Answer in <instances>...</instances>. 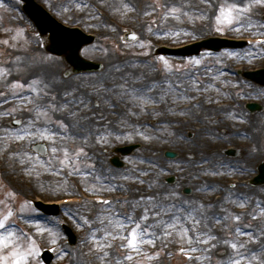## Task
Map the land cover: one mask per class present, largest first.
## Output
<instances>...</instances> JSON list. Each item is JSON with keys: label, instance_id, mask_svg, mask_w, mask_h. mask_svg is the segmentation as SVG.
Returning a JSON list of instances; mask_svg holds the SVG:
<instances>
[{"label": "rangeland", "instance_id": "374dc122", "mask_svg": "<svg viewBox=\"0 0 264 264\" xmlns=\"http://www.w3.org/2000/svg\"><path fill=\"white\" fill-rule=\"evenodd\" d=\"M38 1L60 21L70 25H79L86 31L96 33L97 40L83 49V55L89 59L104 62L105 68L101 71L81 72L65 77L64 73L69 68L67 62L63 56L52 55L44 50L43 41L37 28L23 12L22 2L19 0H0V93H4L6 97V102H4V97H0V167L2 168L0 200L12 204L13 212L16 214L14 215L16 224L27 233V239L35 242V255L30 256L27 264H44L41 259H38V248L42 252L47 247L53 248L57 255L55 264H103L97 258L92 242L87 238L89 226L81 227V222L76 219L77 215L93 220L102 207L98 203L101 196L104 199H117L122 202L123 199H136L141 195H152L159 191L158 188L152 186L153 181L157 179L161 184H166L169 187L179 184L182 193L183 188L190 186L194 191L192 194H184L185 196H191L194 199L202 198V201L219 204L228 209L232 216L240 215L241 219L240 221L234 219L221 220L218 223L209 220L206 225L202 222L201 228L198 230L206 231L208 235L216 237L215 240L209 241V245L214 244L215 247L205 251L209 246H201L199 251L191 253L192 256L203 257L195 261L189 259L186 252L190 247L196 245H189L186 239L182 240L178 232H173L172 236H163L160 231H157L155 245H146L139 254H133L132 260L128 261H125L123 257L129 250L121 248L119 240L115 241L113 248L109 250L113 258L112 264H116V261H119L120 264H224L233 252L230 244H225L224 241L233 239L232 234L236 227H242L245 232L249 230V225L257 229L264 228V213L253 219L256 212L264 208V185H249L246 180L256 169V161L252 158H248L250 161L245 164L243 171L238 170L235 173H230L227 169H222L223 175L183 179L181 178L183 172L177 171L171 163L174 159L178 160L179 158L168 159L164 155V151L171 148L181 152V147L177 146L179 144L177 141L172 142L166 133L158 132L153 126L151 129H146L145 132L146 135L152 134L158 137L152 140H145L136 135L135 132L125 130L123 129L124 126H120L122 118L126 119L127 123L129 119L131 122L132 118H134L135 123H147L150 113L131 118L121 116L115 120L113 118L117 115L114 114L112 108L105 104L103 114L109 122L108 126L115 132V136H108L109 142L106 144L97 143L96 139L85 144L80 137H76L70 140L67 145L70 150L84 147L85 152L94 161V158H106L105 175L103 172L101 173L107 177L104 185L111 187L112 190L94 192L92 187L100 188L101 185L97 184L92 176L77 174L68 167L59 169L57 161H53L50 166L45 167L50 153L47 157L39 156V160L44 161V163L36 162L29 141L27 139L19 141L11 136H6L5 130L23 128L27 126L30 119L34 118L35 111H29V109H34V104L22 103V99L31 97L32 100H37L36 94L27 87L36 78L35 75L43 74L48 82H45L43 76L40 79H43L45 83H51L50 79L56 81L52 83L51 90L54 92L57 101L61 100L60 92L69 82L79 87L77 95L84 93L85 96L95 101L97 99L95 94H91V90L82 87V85L91 83L94 77L98 78L101 75L111 73L113 65H121L122 62H127L129 65H135V67L121 69L122 71L145 73L147 79L138 81V83H147L148 79L162 81L169 77L175 80L173 78L176 74L178 78L182 76L185 79L183 86L188 89L187 94L189 96L198 97L202 91H207L209 93L208 101L213 98L220 101L230 99L231 106L234 107L233 116L223 122L222 116L225 112L219 111L220 113L214 121H217L216 124L222 127L223 125L229 127L234 133L226 136L224 130H228V132L230 130L226 127L220 128L219 132L223 131L221 133L225 136L224 139L216 140L220 145L219 149H223L229 143H236L241 146L244 144L247 148L252 145L260 147L264 143V109L251 112L245 107V104L251 100L261 101L264 104V85L255 84L239 76L238 71L264 67V43L257 45L254 41L255 37L264 35V6L253 5L249 14L254 25L253 28H242L238 31L234 28H227L224 32H219L215 20L219 6L227 7L232 3L240 2V0H104L103 3L101 0ZM124 4H130L134 9V11L127 12V18L122 16V13L126 11L123 8ZM173 8L178 9L175 14L171 11ZM129 30L138 35L133 41H127L124 38V33ZM215 34L250 37L252 43L243 49L225 48L229 51H235L238 54L236 56L223 55L225 49L212 52L214 55L211 57L207 55L208 52H211L208 50H203L199 55L185 58L155 54V48L160 44L177 45ZM146 41H150V44L142 46ZM158 57H163L168 61L172 69L171 72L164 67L163 61L157 59ZM192 58L200 59L201 64L193 65L190 62ZM35 67L38 68L37 71L32 70ZM4 69L8 71L5 73ZM210 76H213L215 83L221 84H214V91L212 88L204 87L205 84H208L206 82ZM193 77L198 78V82H195ZM14 81L28 83L24 86L27 90L23 87L10 88L9 86ZM33 86L35 87V85ZM196 88H199L200 91H196ZM81 90L83 91L81 92ZM209 90L212 91V94ZM13 92L15 95L12 94ZM47 99V97H43V102L46 103ZM123 104L125 103L123 102ZM149 105H147L148 108ZM95 108L97 107H90L85 112L91 115ZM10 109H15L11 115L8 114ZM180 113L182 112H178L176 115L181 116V119L190 118L194 122L189 124L186 134L190 131L193 132L197 126H201L202 120V122L195 121V116L187 115L185 112L183 115ZM161 115L163 114L160 113L159 116ZM48 117L55 120L63 119L64 123H68V119L63 113L49 110ZM14 118H21L24 123L14 127L11 125V120ZM43 122L41 120L37 124H43ZM259 123L262 126L256 127L253 133L250 132L247 136L236 135L242 133L239 132L240 129L245 131L250 129L251 125H259ZM111 124L117 125L118 128L115 125L110 126ZM159 128L164 127L160 126ZM140 130L145 129L141 128ZM170 130L175 132L172 127ZM69 132L71 133L70 128ZM129 132H132L133 138L131 139L127 138ZM47 142L49 146L52 145V141ZM132 142H141L142 148L138 149L135 154L124 157L127 162L126 167H114L110 163L112 149L115 146ZM59 143L57 141V146ZM25 152L31 153L33 159L22 162ZM260 153H262L261 157L263 158L264 151ZM220 156L222 158L228 157L223 153ZM229 158L237 160L238 157L229 156ZM133 159L135 161H132ZM155 160H159L161 166L168 165L162 175H158V169L156 171L151 170ZM132 165H135V168ZM80 167L84 169V164H81ZM171 174L177 176V181L170 184L165 182V178ZM125 176L128 179H124ZM133 177H139V179ZM71 181H74V185H71ZM205 181L215 183V190L195 191ZM117 185H123V188ZM231 185H235V187H230ZM228 193H233L232 200L224 202ZM241 193L246 195L251 202L245 203L243 206L236 203L237 194ZM74 195L83 198L78 206L60 208L58 216H47L44 218L47 221L35 218L36 215L38 216L36 214L38 210L34 209L31 200L36 196L44 200L61 201L63 197ZM21 207L25 209L24 213H19ZM124 210L128 211L127 205L124 206ZM220 210V207L214 209V211ZM140 211L137 209L138 214ZM66 225L71 227L77 235L75 244H70L67 240ZM53 231L54 236H52ZM188 234H193L191 229ZM236 238L239 242L249 240L247 235H240ZM257 247L258 245L255 243L247 244L248 249L255 250ZM181 248L186 251L181 252ZM90 249L92 250L90 251ZM242 251L244 250L242 249ZM155 253H159V255H155ZM241 264H245V262L242 261Z\"/></svg>", "mask_w": 264, "mask_h": 264}, {"label": "snow or ice", "instance_id": "6c2138e0", "mask_svg": "<svg viewBox=\"0 0 264 264\" xmlns=\"http://www.w3.org/2000/svg\"><path fill=\"white\" fill-rule=\"evenodd\" d=\"M101 2L103 3L104 0H101ZM254 4L264 6V0H240V2L232 3L227 7L219 6L218 13L215 15L217 31L224 32L227 28H234L237 31L242 28H253L254 25L249 14ZM123 8L126 9L122 13L124 18H127V12L134 11L130 4H124ZM117 11H120V9H117ZM171 11L175 14L178 9L173 8ZM246 17L248 18L246 19ZM132 35H135V33ZM262 42H264V35L255 44L258 45ZM148 44H150V41L144 42L142 46H147ZM207 55L211 57L214 54L208 52ZM223 55L236 56L238 54L235 51L225 49ZM157 59L163 61L164 67L169 72L172 71L167 60L163 57H158ZM190 62L193 65L201 64V60L196 58H192ZM130 67L134 68L135 65H129L127 62H122L121 65H113L111 73L101 75L91 83L82 85V87L89 88L91 94H95L97 97L95 101L85 96L84 93L77 95L79 87L74 86L70 82L66 87L62 88L60 92L61 100L57 101L54 92L51 90L52 83L55 81L45 83L43 79L35 78L27 87L36 94L37 100H32L31 97L22 99V103L34 104V109H29V111H35L34 118L30 119L27 126L23 128L17 127L12 130H5V135L19 141L27 139L33 152H35V159L38 163H44V161L39 160L40 153L49 151L50 155L47 157L45 167L50 166L53 161H57L59 169L68 167L77 174L92 176L97 184L101 185L100 188L93 186L92 191L106 192L112 190L111 187L104 185L107 177L102 173L97 174L99 170L96 161L85 152L84 147L70 150L69 146H67L68 142L76 137H80L85 144L93 139H96L97 143L106 144L109 142L108 136H115V132L107 124L101 126L97 122L106 119L103 113L92 112L89 115L85 110L90 107L98 108L101 104L100 97H103V103L112 109H119L121 101L131 104V107L122 111V117L131 118L145 113L159 115L154 108L149 109L147 105L164 103L170 96L174 100L190 101L196 99V97L187 94L188 89L183 86L181 79L172 80L169 77L162 81L148 79L147 83H138V81L146 80L147 77L144 72L121 70ZM3 71L6 73L8 70L4 69ZM64 75L70 76L71 74L64 73ZM193 79L198 82V78L193 77ZM9 87L15 89L17 87L22 88L24 85L20 81H14ZM195 90L200 91L199 88ZM12 94L15 95L14 92ZM0 97H4V102H6L4 93H0ZM43 97L48 98L46 103L43 102ZM17 98L19 99V97ZM37 101L41 102L38 103ZM200 107L202 105L196 103L185 111L196 114L194 110ZM133 109L137 110L134 111ZM49 110L65 114L68 123H64L63 119L55 120L49 118ZM13 111L15 109L8 110V114L11 115ZM180 114L183 115L184 112ZM200 119L205 125L218 123L209 116L200 117ZM41 120L44 121L43 124H37ZM13 123L18 126L24 122L15 120ZM120 124L122 127H130L136 135L145 140L158 138L151 134L146 135V129L140 130L142 125L136 123L128 125L126 119L122 118ZM70 127L72 129L71 133L69 132ZM157 131L166 133L169 138L175 135L167 127L157 129ZM199 131L210 135L197 138L196 132L191 134V143L183 149V155L174 153V156L179 157V160L174 159L171 163L177 171L185 172L187 169H191L192 171L188 174L192 175L193 178H198L201 176L223 175L222 169L235 173L246 166L241 165L237 160L225 162L219 158L218 153L212 150V140L224 139L223 133L210 126L201 128ZM237 134L241 135V133ZM243 135L247 136L248 134L243 133ZM127 138H133L132 132L128 133ZM184 138V135L179 137L180 140ZM42 141H52V145L41 143ZM57 141L60 142L59 146H57ZM248 151L251 155H256L264 151V143L260 147L252 145ZM16 155H19V153H16ZM32 159V154L25 152L22 162ZM81 164H84V169L80 167ZM153 164L154 167L151 170L156 171L158 169V175H162L165 168L168 167V165L161 166L159 160L153 161ZM123 178L128 179L127 176ZM133 178L139 179V177ZM117 186L123 188V185ZM152 186L158 188L159 191L152 195H141L136 199H123L122 202L117 199H104L101 196L98 199V203L102 207L93 220L77 215L76 219L81 222V227L89 226L87 238L92 242L97 258L103 264H112L113 258L109 250L113 248L115 241L119 240V246L129 250L123 257L125 261H128L132 260L133 254H139L146 245H155L157 231H160L163 236H172L173 232H178L182 240L186 239L189 245H196L190 247L186 252L189 259H200L203 257H193L191 253L199 251L203 245L209 246L205 249V251H208L211 247H215L214 244L209 245V241L216 239V237L208 235L206 231L198 230L201 228L202 222L206 225L209 220L218 223L221 220L234 219L235 221H240L241 219L240 215L232 216L229 214L228 209L223 208L219 204H214L211 201H202V198L194 199L191 196H185L181 192L179 184L169 187L166 184H161L157 179L153 181ZM230 187H235V185ZM215 188V183L205 181L195 191L207 192L215 190ZM191 190L189 186V191ZM232 196L233 193H228L224 202L231 201ZM235 202L243 206L251 201L246 195L241 193L237 194ZM125 205L128 206V211L124 210ZM217 207H220L221 210L214 211ZM137 209L141 210L139 214ZM24 212L25 209L21 207L19 213ZM261 213H264V208L256 212L253 219ZM14 215L16 214L13 212L12 204L8 201L0 200V264H27L30 256L35 255L34 240L27 239V233L16 224ZM178 225L179 228H177ZM190 229L192 230V235L188 234ZM248 229L245 232L242 227L238 226L232 234L233 239L224 241L225 244H230L233 250L232 255L226 259L224 264H241L242 261L245 264H264V255H262L264 254V228L257 229L249 225ZM98 233L99 235H97ZM240 235H247L249 240L247 242H239L236 237ZM249 243L257 244V249H248L247 244ZM180 251L185 252L186 250L181 248ZM155 255H159V253H155ZM116 264H120V262L116 261Z\"/></svg>", "mask_w": 264, "mask_h": 264}, {"label": "water", "instance_id": "95a60500", "mask_svg": "<svg viewBox=\"0 0 264 264\" xmlns=\"http://www.w3.org/2000/svg\"><path fill=\"white\" fill-rule=\"evenodd\" d=\"M23 1H25L24 11L35 22L41 35H45L50 32L51 43L46 46L48 51L56 53L58 55H64L68 63L73 67V71L76 72L85 70H99L102 68L103 65L100 62L86 59L81 55V49L85 45L92 43L95 40L94 36L88 35L78 28L68 27L58 22L54 17L50 15L47 10H45L35 0ZM132 34L133 33H129L127 35V38L130 40L134 39L136 35ZM243 43L244 42L212 37L207 40L186 46L184 48L171 49L162 47L158 50V52H175L185 56L198 54L200 53L203 47L212 50H218L224 46H237ZM246 75L252 78L253 80L257 81L258 83L264 84V69L259 71H250L247 72ZM248 107L252 111L262 108L261 105L257 103H248ZM134 148V145H130L125 147H119L116 150L123 155L130 153ZM41 154L47 155L48 151H42ZM167 155L174 156V153L167 152ZM112 161L117 165H123V162L120 160V156H115ZM168 179L169 181H173L175 177H171ZM251 183H253L254 185L264 184V162L259 165V174L254 179H252ZM185 190L187 192H190L189 188H186ZM37 206L51 213H56L58 211L56 206H47L46 204H43L41 202L37 203ZM67 230L71 236L72 242H75V235L73 234L71 229L67 228ZM43 257L47 263L52 264L53 255L49 251H46L43 254Z\"/></svg>", "mask_w": 264, "mask_h": 264}, {"label": "bare ground", "instance_id": "6f19581e", "mask_svg": "<svg viewBox=\"0 0 264 264\" xmlns=\"http://www.w3.org/2000/svg\"><path fill=\"white\" fill-rule=\"evenodd\" d=\"M33 71H37L38 70V68H33L32 69ZM97 77H94L93 79L95 80ZM93 81V80H92ZM91 81V82H92ZM203 111V110H202ZM100 112H103V106L100 108ZM207 112H208V115H215V116H217L218 115V111H214V110H207ZM128 125H131V124H128ZM252 126L254 127L253 129H252ZM262 126V124L261 123H259V125L258 124H256V125H251V128L247 131L248 133H250V132H254V130H255V128L256 127H261ZM166 127H168V126H166ZM126 129H128V130H132L130 127H128V126H126L125 127ZM144 129H146L145 127H143ZM165 128V127H164ZM152 135V134H151ZM167 136V135H166ZM200 136H198L197 138H199ZM169 138V137H168ZM171 141L172 142H176V141H179V143L181 142V141H183V140H180L179 139V137H177V136H172L171 138ZM181 143H183V142H181ZM191 143V141L189 142V144ZM184 145H186L185 143H183ZM183 145V146H184ZM137 152V151H136ZM261 154L262 153H258V154H256V155H252V159L254 160V161H256V160H258L260 157H261ZM250 161V159H248V158H244V161L243 162H249ZM189 173V170L187 169V171H185V172H183V176H181V178H183V179H185V178H187V180H189V177H190V175L188 174ZM57 204H59V206H60V208H67V207H76V206H78V204H75V203H73V204H71V203H68V204H65L63 201L62 202H60V201H55ZM72 211V210H71ZM79 211H81V210H79ZM78 211V212H79ZM74 214H76V213H74ZM55 230V229H54ZM52 234H55L54 233V231L52 232ZM193 257H196V255L195 256H193ZM196 259H192V261H195Z\"/></svg>", "mask_w": 264, "mask_h": 264}, {"label": "flooded vegetation", "instance_id": "af4514ba", "mask_svg": "<svg viewBox=\"0 0 264 264\" xmlns=\"http://www.w3.org/2000/svg\"><path fill=\"white\" fill-rule=\"evenodd\" d=\"M181 80H182V82L184 83V80L182 79V78H180ZM213 80H211V81H207L206 83H209V82H212ZM206 88H210L211 86L210 85H208V84H205L204 85ZM169 100V103H168V105H167V110H170V111H173L174 109H178L179 108V106H178V102H177V100H172L171 98H169L168 99Z\"/></svg>", "mask_w": 264, "mask_h": 264}]
</instances>
